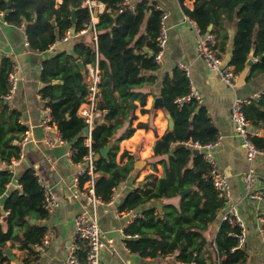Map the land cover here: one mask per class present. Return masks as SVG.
I'll return each mask as SVG.
<instances>
[{"label":"trees","instance_id":"obj_1","mask_svg":"<svg viewBox=\"0 0 264 264\" xmlns=\"http://www.w3.org/2000/svg\"><path fill=\"white\" fill-rule=\"evenodd\" d=\"M0 0L3 20L14 26H24L27 47L43 52L61 40L66 31L74 33L92 29L96 32L94 43L78 41L71 51L61 50L43 60L39 78L42 82L38 93L50 109L51 121L60 138L70 144V159L84 164L90 149L95 156L94 194L108 202L113 191L126 180L134 169L133 157L126 151L125 163L116 161L118 144L132 135L137 127L147 123L137 122V106L144 108L147 92L142 88L155 81L152 72L159 67L154 56L158 52L157 38L163 14L155 5L140 1L129 8L123 0H95L104 4L95 24L84 2L86 0ZM238 5H240L238 7ZM71 8L74 20H71ZM188 17L200 33L209 32L215 37L226 38L217 27L208 29L211 15L214 22L234 21L235 31L231 42L229 60L234 73L246 65L250 54L255 60L246 78L264 72V0H195ZM213 42V41H212ZM211 48L221 58L214 45ZM223 52L224 42H220ZM84 65L81 73L76 60ZM97 64V117L90 131V145L85 143L83 128L86 122L77 111L87 95L86 66ZM14 65L7 56L0 57V164L17 160L21 154L20 140L26 128L18 123V112L10 108L4 95L8 91V75ZM189 80L183 70L175 68L165 74L160 87L162 108L169 113L173 124L152 146L153 157L162 166V175L145 176L132 188L118 206L119 211H141L123 229L124 243L132 253L143 258L157 259L172 256L165 264H243L246 252L237 246L240 229L228 221H220L214 238L206 232L218 222L226 200L212 183L210 165L203 157V150L192 147L215 142L218 132L212 124L207 109L192 98L178 105L174 100L189 91ZM249 125L264 130V91L257 101L243 106ZM99 114V115H98ZM101 118V120H100ZM254 145L264 150V137L249 134ZM109 144L105 157L100 150ZM177 144H183L176 146ZM13 174L9 168L0 167V197L6 194L0 206V264L9 259L5 252L7 241H16L20 249H30L39 243L45 227L30 223L29 217L42 220L48 216L43 206L44 189L34 169L28 167L17 179L20 188L7 190ZM89 176L79 177V186ZM186 190L183 194L182 191ZM166 199L157 205L146 204ZM176 199V203L169 200ZM4 216V217H3ZM264 233V223H263ZM212 241L213 249H209ZM86 248L78 241L75 252L77 264H86Z\"/></svg>","mask_w":264,"mask_h":264},{"label":"crops","instance_id":"obj_2","mask_svg":"<svg viewBox=\"0 0 264 264\" xmlns=\"http://www.w3.org/2000/svg\"><path fill=\"white\" fill-rule=\"evenodd\" d=\"M94 1L91 14V23L95 24L98 14L104 9V4ZM128 5L142 0H124ZM149 5L161 9L165 17L162 21L166 33V41L161 51L159 67L152 72L155 81L142 89L148 94L144 108L140 112L137 106L134 113L137 122L147 123L146 128L137 127L132 135L118 144L116 161L119 164L127 161V156L120 158L126 151L133 157L134 169L128 178L122 181L113 191L110 201L96 205L98 224L103 234L105 244L100 252V264H165L172 261V256L165 258H143L132 253L126 247L123 229L138 215L142 207L132 211H119L118 206L127 193L143 181L146 175H162V166L153 157L152 146L167 129L172 127L173 121L169 113L154 101L160 96L161 81L165 74L173 69L183 70L199 96V103L208 112V116L218 132V139L208 149L216 168L226 175L229 188V199L225 207L234 205L238 216L243 222L245 238L242 248L246 252L243 264H264V233L261 213L264 211V150L256 154L249 162L245 156V148L234 133V125L230 119L231 104L235 96L247 97L264 91V72L246 78L250 65L236 73L234 87H229L219 79L216 73L209 70L205 61L196 53L197 33L194 22L186 14L191 10L195 0H144ZM57 3L60 0H56ZM212 27L226 33V38L215 37L212 44L221 55L224 64L229 60L231 42L235 26L234 21L220 20ZM70 37L59 40L43 52H37L24 45L26 36L24 26H14L6 23L0 15V57L7 56L18 66V82L16 89L7 101L10 108L18 112V123L26 128L24 136L26 142L21 148L19 159L10 165L0 164L1 168H9L13 174L12 181L7 184V190L17 189V179L25 168L34 169L40 183L54 198L56 205L42 220L29 217V222H38L45 227L48 244L42 251L35 247L20 249L16 241H7L6 248L11 252L9 259L3 264H63L74 237L75 219L81 213L89 210L87 199L73 185V176L81 164L73 163L70 159V144L57 141V128L41 126V110L44 101L39 96L42 86L39 74L43 60L58 51H71L74 43L85 41L94 43L92 30L74 33ZM224 42V51L220 50V42ZM248 59H254L252 54ZM99 115V114H98ZM101 120V118H100ZM171 121V126L169 125ZM249 132L264 137V130L249 125ZM48 141H51L49 143ZM136 163H139L136 166ZM254 170L256 189L263 193L259 200H250L245 196L244 174L249 169ZM77 193V194H76ZM76 194V196H74ZM166 199L146 204L157 205L166 202ZM176 203V199L169 200ZM224 207V208H225ZM221 214V213H220ZM212 225L206 232L208 240H212L220 222ZM4 217V216H3ZM109 239L110 242H107Z\"/></svg>","mask_w":264,"mask_h":264},{"label":"built area","instance_id":"obj_3","mask_svg":"<svg viewBox=\"0 0 264 264\" xmlns=\"http://www.w3.org/2000/svg\"><path fill=\"white\" fill-rule=\"evenodd\" d=\"M123 5H127L129 8L133 6L128 5L126 1H122ZM92 14L94 1L86 0L84 2ZM2 15V13H0ZM165 17L163 14L160 17L161 26L160 33L157 38V46L158 52L155 54L154 59L156 62L160 61L161 51L164 47L166 41V33L164 27L162 25V21ZM194 29L197 33L196 40V53L199 57H201L207 66V68L214 73L217 74L220 80H222L229 87H234L236 73H234L232 66L228 64H224L222 59L216 54V52L211 48V43L213 41V35L209 32L200 33L196 24H194ZM85 30V29H83ZM80 30L79 32H83ZM93 37H94V46L96 40V32L92 29ZM71 35V31H66L64 36L61 38L62 41L67 40ZM24 45L27 47V41L25 40ZM53 45V44H52ZM51 45V46H52ZM255 60V58L253 59ZM18 66L13 65L9 75H8V91L3 96L5 101H8L13 95L17 82H18ZM86 87H87V95L85 101L79 106L77 113L83 117L86 122V127L88 128V133L85 135V143L87 146L90 145V131L93 127V124L96 121L97 111H96V94H97V84L99 82V71L97 68V64L93 65L88 64L86 66ZM263 91L254 93L247 97L235 96L230 111V119L234 125V133L235 136L240 139L244 148H245V156L246 159L251 162L255 158L256 154L260 153L262 150L258 149L254 143L249 138V122L245 118L243 113V106L249 102L257 101ZM196 99L199 101V96L193 85L189 86V91L186 95L178 96L175 98V102L178 105H181L190 99ZM41 126L50 127L55 126V124L51 121L50 109L48 106H43L41 110ZM84 135V134H83ZM57 141L63 142L57 132ZM27 137L23 135L20 140V146L22 148L23 144L26 142ZM51 143V141H48ZM215 142L207 143L204 145H200L197 142L191 143L190 145L196 149L203 150V157L209 163L211 169L210 174L212 176V183L214 188L217 190L218 194L223 197L226 202L229 199V188L227 184V179L225 173L218 170L214 165L211 155L208 151L210 147L214 145ZM16 161L12 160L11 162ZM95 156H93L92 151L89 149L87 155L84 157V164H82L77 172L73 176V185L74 187L87 199V205L89 206V210L81 213L75 219V232L74 237L70 243L68 254L63 262V264H77V258L75 256V252L78 249V241H83L85 243L86 254L85 260L86 264H100V252L102 247L104 246L105 240L103 239V234L98 224V216L96 212V205L102 202L96 195L94 194V169H95ZM10 162V163H11ZM10 163H3L5 165H10ZM82 174H87L89 178L83 182V185L79 186V177ZM255 175L254 170L250 167L244 174V186H245V196L250 200H259L262 198L263 193L256 189L255 183ZM20 188V185L17 184ZM42 185V184H41ZM43 186V185H42ZM44 189V201L43 206L50 212L56 202L51 194L47 191V189L43 186ZM77 194V193H76ZM74 194V196H76ZM110 201V200H109ZM220 221H228L232 225H236L239 227L240 232L237 234V246L242 247L245 238L244 225L240 217L238 216L237 210L234 205H229L223 209L220 216ZM261 219L264 223V211L261 213ZM263 231V228H262ZM107 242H110L109 239H106ZM48 244V238L43 236L39 243H36L34 247L39 251H42L44 247ZM214 242L212 241L209 249H213Z\"/></svg>","mask_w":264,"mask_h":264},{"label":"water","instance_id":"obj_4","mask_svg":"<svg viewBox=\"0 0 264 264\" xmlns=\"http://www.w3.org/2000/svg\"><path fill=\"white\" fill-rule=\"evenodd\" d=\"M9 3H10V0L7 1V4L8 5H9ZM239 6L240 5H238V7ZM70 17H71V20L73 21L74 20V9L73 8H71V16ZM212 22H213V16L211 15V17H210V24L208 25V29H211ZM251 63H252V59H247L246 65H250ZM76 64L78 65L80 72L83 73L84 72V65H83L82 61L80 59H77L76 60ZM154 104L162 107V99H161V97H157L155 99V101H154ZM96 107L99 108V103L98 102L96 103ZM171 124H172L171 121H169V125L170 126H171ZM87 133H88V128L87 127H84L83 128V134L86 135ZM181 145H183V144H177L176 146H181ZM108 147H109V144H107L106 146H104L100 150V154H101L102 157H105L106 156ZM196 150H198V149H196ZM138 165H139V163H136V166H138ZM184 192H186V190L182 191L181 193L183 194ZM5 197H6V194H4V195H2L0 197V206H1V212L2 213H3L2 203H3V200L5 199ZM5 252L8 255L12 256L11 255V252H10V250L8 248L5 249Z\"/></svg>","mask_w":264,"mask_h":264},{"label":"rangeland","instance_id":"obj_5","mask_svg":"<svg viewBox=\"0 0 264 264\" xmlns=\"http://www.w3.org/2000/svg\"><path fill=\"white\" fill-rule=\"evenodd\" d=\"M10 101V100H9Z\"/></svg>","mask_w":264,"mask_h":264}]
</instances>
